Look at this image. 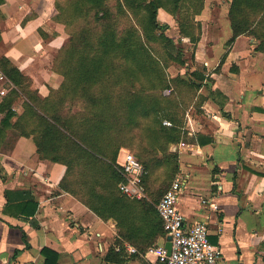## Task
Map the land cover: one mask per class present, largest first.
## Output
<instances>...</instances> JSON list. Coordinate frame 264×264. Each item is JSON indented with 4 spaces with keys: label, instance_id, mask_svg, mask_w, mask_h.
Returning <instances> with one entry per match:
<instances>
[{
    "label": "crops",
    "instance_id": "crops-1",
    "mask_svg": "<svg viewBox=\"0 0 264 264\" xmlns=\"http://www.w3.org/2000/svg\"><path fill=\"white\" fill-rule=\"evenodd\" d=\"M229 2L203 0L196 43L180 34L173 14L157 8L156 19L173 31L167 36L181 51L180 78L195 80L198 88L181 138L167 152L176 155L175 175L186 178L177 202L184 225L206 223L220 250L217 264H264V51L250 35L228 42ZM60 3L0 0V61L25 77L40 98L42 89L60 82L57 60L69 37ZM0 76V264H44L43 248L58 254V264L156 263L146 250L165 244V233L123 238L114 220L101 219L58 187L65 165L41 158L31 138L15 133L23 107L7 105L15 86L1 69ZM9 110L14 115L4 127ZM27 201L37 204L31 216L16 209Z\"/></svg>",
    "mask_w": 264,
    "mask_h": 264
},
{
    "label": "trees",
    "instance_id": "trees-1",
    "mask_svg": "<svg viewBox=\"0 0 264 264\" xmlns=\"http://www.w3.org/2000/svg\"><path fill=\"white\" fill-rule=\"evenodd\" d=\"M120 1H122L123 8L130 7L131 4L135 6V1H138L136 7L141 8L148 14L149 19H147V24H150V28L155 30L166 29V24L160 23L156 19L157 8H165L169 13L175 16L177 24L179 25L180 34L182 33L183 36L189 37L190 41L193 43L197 42L199 38V24L195 21L196 30H191L193 21H178V13L181 7L178 5L180 0ZM120 1H118V3ZM83 3L84 5L89 4L97 8L100 13H102L104 9L106 10L104 7L106 6L104 0H75L74 5H78L82 8L81 4ZM229 3L228 19L232 29V37L228 42H232L240 34L250 35L258 41L256 49L264 51V0H230ZM184 7H186V10L196 7L197 11H195V13L197 15L203 7V0H187V5ZM60 8L62 17L64 18L63 20L67 23L68 18L70 19L72 17L71 12L73 10L69 12L66 11L65 7L60 6ZM64 12L66 15H64ZM250 12L254 13L252 17L249 15ZM67 13H69L70 17L67 16ZM97 16L99 15L97 14ZM154 34L155 33L150 30L148 26L143 33H139L136 29H129V32L123 35V37L116 36L113 31L107 32L100 44V53L98 56L86 63H78L79 73L77 77L73 79L74 83H76L75 86L77 85L82 90H84L85 87L87 89L88 84L93 80L99 79L104 72L103 55L110 50H121L124 56H126V59L133 61L135 65L151 68L155 71L161 88H171L169 79H167L164 74V67H162L164 64L154 57L152 49L147 44L149 39L156 38ZM70 38L71 36H69L68 40H70ZM164 39L168 41L167 43L169 44L175 43L174 40L169 37H165ZM62 56L60 55V60L61 63L64 64L63 67H65L66 70H58L60 74L66 78L72 75H68V66L70 64L67 60L65 61ZM181 56V51L178 48L173 58L175 63H183ZM0 69L7 79L13 83L15 89L26 82V78L21 76L15 68L5 69L4 63H1V61ZM73 80H71V82ZM180 82L191 88L193 97L196 89H198L195 80L188 82L180 78ZM61 87L63 86L61 85ZM89 99L96 110H99L100 106L103 105L102 97L91 96ZM12 100V98L8 99L7 105L9 107ZM53 105L54 103H51L49 105L50 108H52ZM125 106V114L127 117L126 121H124V128H121L122 120H120L118 113L113 115L109 112L103 113L97 111L92 112V117H88L87 128L82 130L70 129V127H67V123L64 120L65 118L59 111L54 112L51 109V113L49 115L45 114L42 118L43 126L40 130V136L38 138L36 136L33 141L36 146V151L41 158L65 165L66 170L58 187L75 196L101 219L114 220L123 238L138 235L144 238H153L156 235L164 234L162 223L155 209V204L157 202L153 205L148 203L150 202L148 200L129 199L119 192L117 186L122 180V176L119 171V165L116 162L117 153L120 147L127 144L126 142L129 138H132L134 141L133 129L130 127L133 123L137 122L135 119H137L138 116L150 117L152 119L153 127L151 126L150 132L155 137L156 141L161 139L163 144L162 146H158L165 151L170 144L180 140L182 135V122L174 116L173 112L170 113L166 111L165 108L160 105L159 100L152 96L147 98L130 93V98L125 102ZM13 115V111H7L1 124L4 125V127L10 126V119ZM20 116L21 115H19L17 119ZM163 116H168L171 126H163L161 124ZM13 126L15 128V123H13ZM20 134L27 136L22 132H20ZM0 136L3 135L0 133ZM60 138L68 140L72 147H70V150L76 155L74 161L81 168L79 177L71 181L68 180V176L73 167L72 162L61 160L53 154L56 149V140ZM168 156H171V158L175 160L174 172L177 171L176 155L168 154ZM168 156L165 157L166 160H168ZM139 161L146 167L140 159ZM147 175L144 177V185L146 183V177H148ZM36 207V202L27 201L17 204L16 209L21 214L31 216L35 212ZM23 237H25L24 234ZM25 243V247L28 246V243ZM19 251V249L14 251L13 258L16 257ZM41 253L45 258L44 264H58V254L56 252L43 248Z\"/></svg>",
    "mask_w": 264,
    "mask_h": 264
},
{
    "label": "rangeland",
    "instance_id": "rangeland-1",
    "mask_svg": "<svg viewBox=\"0 0 264 264\" xmlns=\"http://www.w3.org/2000/svg\"><path fill=\"white\" fill-rule=\"evenodd\" d=\"M118 1L120 0H104L106 5L104 14L89 4L84 5L83 3L81 8L74 5L75 0H61L60 5L65 7L66 11L73 10L70 19L68 18L70 17L69 13H67V28L71 38L67 40L61 51L62 58L70 64H68V75L72 76L64 78L61 74L60 82L56 88L42 89L46 94H43L41 98L37 96L38 94L36 95V90L29 81L18 86L17 90L15 88H12L11 91L8 90V97L13 99L12 105H22V107L24 105L21 116L14 120L16 134L21 135L20 132H22L32 140L36 136L38 138L43 126L42 118L45 114L49 115L51 109L54 112L59 111L70 129H86L88 117H92V112L97 111L109 112L113 115L118 113L122 120L121 128H124V121L127 117L125 102L130 98V93L140 97L157 98L166 111L173 112L174 116L183 123L185 112L192 103V90L180 82L179 73L181 70L173 60L178 50L177 45L169 44L164 39L168 37L167 35H174L173 31L151 29L150 24H147L148 14L136 7L138 1H135V6L131 4L127 8H123L122 1L119 3ZM178 5L181 6L178 21H193L191 30H196V7L186 10L184 6L187 5V0H180ZM64 15H66L65 12ZM249 15L252 17L254 13L250 12ZM147 26L155 33L154 37H156L149 39L147 44L152 49L154 57L164 64L162 66L164 74L169 79L171 88H161L155 71L135 65L133 61L126 59L121 50H110L103 55L104 72L99 79L91 81L87 89L85 87L82 90L77 85L75 86L76 83L73 79L79 73L78 63H86L98 56L100 44L107 32L113 31L116 36L123 37L129 32V29H136L139 33H143ZM57 64L59 70H66L61 60L58 59ZM69 79L73 81L71 82ZM91 96L103 98V105L99 110H96L90 102ZM51 103H54L52 108L49 106ZM135 120L137 122L130 127L133 129L134 141L129 138L127 144L120 147L116 162L118 163L120 152L126 149L146 165L149 172L145 181L148 201H150L148 203L154 205L174 179L175 160L168 156L173 153L162 150L161 139L156 141L150 132L151 126L153 127L152 119L138 116ZM163 120L170 122L168 116H163L161 119L163 126H166L162 123ZM56 142L53 154L61 160L72 162L73 167L68 180H74L79 177L81 171L80 166L74 161L76 155L70 150L71 145L68 140L60 138ZM167 156L168 160L165 159Z\"/></svg>",
    "mask_w": 264,
    "mask_h": 264
},
{
    "label": "built area",
    "instance_id": "built-area-1",
    "mask_svg": "<svg viewBox=\"0 0 264 264\" xmlns=\"http://www.w3.org/2000/svg\"><path fill=\"white\" fill-rule=\"evenodd\" d=\"M0 80H3L2 76H0ZM3 92L4 89L0 83V94ZM162 123L171 126V122L167 120H163ZM181 144L183 143L181 142ZM118 165L122 176V180L117 186L119 192L129 199L148 200L146 185H144V177L148 173L146 167L132 152L126 149L120 152ZM185 181L186 178L183 175H175L155 204L164 233L171 242L170 254H167L164 244L149 246L146 253L153 255L157 262L164 264H217L220 250L210 242L206 223L195 221L191 225H184V216L177 209V202ZM206 199H201V203L205 207L209 202V199ZM128 251L134 253L136 249L129 246ZM157 262L148 260L144 264H157Z\"/></svg>",
    "mask_w": 264,
    "mask_h": 264
},
{
    "label": "water",
    "instance_id": "water-1",
    "mask_svg": "<svg viewBox=\"0 0 264 264\" xmlns=\"http://www.w3.org/2000/svg\"><path fill=\"white\" fill-rule=\"evenodd\" d=\"M166 250H167V254H170L171 251V242L169 240V237H167V241L164 244ZM159 264H164V263H159Z\"/></svg>",
    "mask_w": 264,
    "mask_h": 264
}]
</instances>
